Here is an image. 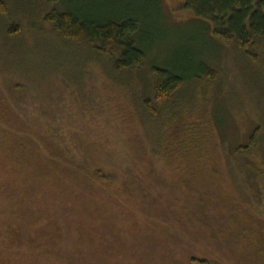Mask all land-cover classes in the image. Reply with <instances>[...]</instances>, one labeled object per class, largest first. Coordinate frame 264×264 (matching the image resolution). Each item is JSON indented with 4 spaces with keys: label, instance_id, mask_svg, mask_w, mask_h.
<instances>
[{
    "label": "rangeland",
    "instance_id": "374dc122",
    "mask_svg": "<svg viewBox=\"0 0 264 264\" xmlns=\"http://www.w3.org/2000/svg\"><path fill=\"white\" fill-rule=\"evenodd\" d=\"M186 1L76 0L80 8L121 5L137 13V42L153 46L159 62L179 58L182 65L187 58L179 55L196 51L220 72L217 85L193 82L183 95L195 104L190 124L209 136L201 168L218 169L236 192L215 191L196 166L193 175L186 171L185 158L165 165L164 125L138 110L150 95L153 54L132 74L129 92L125 78L108 77L49 26L47 34L30 33L12 8L0 18V264H193L194 256L264 264V176H253L235 154L260 127L250 160L264 172V67L214 36V24ZM19 24L20 36L8 34ZM46 140L83 158L90 172L125 181L132 166L131 178L146 181L120 198L103 195L82 186L57 152L53 161Z\"/></svg>",
    "mask_w": 264,
    "mask_h": 264
},
{
    "label": "trees",
    "instance_id": "16d2710c",
    "mask_svg": "<svg viewBox=\"0 0 264 264\" xmlns=\"http://www.w3.org/2000/svg\"><path fill=\"white\" fill-rule=\"evenodd\" d=\"M107 6L92 10L88 5L80 8L76 0H0V18L10 17L13 8L18 14L17 17L25 21L30 33L47 34L43 30L49 26L51 36L58 42L86 51L92 61L103 66L108 77L114 81L125 78L124 88L132 92V74L143 67L148 55L154 53V47L137 42L140 23L137 13L121 5L122 8L118 6L113 9ZM185 7L197 18L211 21L214 24V36L233 46L252 63L264 67V0H187ZM16 30L18 31L15 32ZM8 32L10 35L15 32V37L20 36L23 32L22 24L13 25ZM196 55V51L179 55L187 58L182 65L178 62L179 58L161 63L154 55L151 61L153 78L150 95L141 97L138 110L150 121L162 122L164 125L165 134L167 133L164 163L168 168L178 166L177 163L182 164L186 159V165H189L186 171H192L191 175L195 170H200L198 174L201 180L208 179L215 183V191L225 189V186V190L233 191L234 186L225 174L218 169L208 171L207 167L201 168L206 163L201 151L206 147L209 136L201 137L197 128L190 124L187 111L189 107H195V104L183 93L193 82L212 88L220 82L221 74L198 60ZM201 126L199 123V127ZM205 129L210 134L213 131L206 127ZM260 132V127H257L248 138L247 144L235 151L253 176L257 172L264 176V172L258 170L250 160L258 149ZM44 142L51 155H54L53 161H56L58 153L65 161L68 171L81 181L82 186L100 191L103 195L111 194V197L120 198L121 194L127 195L133 190L130 186H140L146 181L143 180V175L131 178L135 173L132 166L125 170V181H120L118 176L106 174L100 169L90 172L92 168L82 163L83 158L67 157L64 149L62 150L65 154H62L56 146L47 140ZM207 154H210L209 148L206 156ZM262 160L261 166L264 170ZM154 173L157 174L155 171ZM119 183H124L121 189L117 187ZM221 235L223 238L226 236L222 232ZM191 262L217 264L195 256Z\"/></svg>",
    "mask_w": 264,
    "mask_h": 264
}]
</instances>
